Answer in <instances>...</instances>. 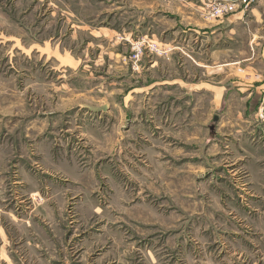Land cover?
<instances>
[{
  "label": "rangeland",
  "instance_id": "1",
  "mask_svg": "<svg viewBox=\"0 0 264 264\" xmlns=\"http://www.w3.org/2000/svg\"><path fill=\"white\" fill-rule=\"evenodd\" d=\"M257 7L0 0V264H264L263 99L227 144L174 82L204 28Z\"/></svg>",
  "mask_w": 264,
  "mask_h": 264
},
{
  "label": "crops",
  "instance_id": "2",
  "mask_svg": "<svg viewBox=\"0 0 264 264\" xmlns=\"http://www.w3.org/2000/svg\"><path fill=\"white\" fill-rule=\"evenodd\" d=\"M202 32H208L209 41L206 35L201 44L203 48L197 50L204 56L203 62L196 61L197 66L203 69L201 74L187 69L185 78L182 76L174 82L179 86L181 81L183 94L190 101L196 97L201 101H215L217 110L221 112L218 116V140L229 144L232 139L244 137L260 127L256 109L264 98V10L252 9L245 18L240 14L228 15ZM192 50L195 54V47ZM208 68H215L213 74ZM185 112L190 121L187 119L180 136L189 144L195 140V122L198 121L194 103ZM200 113L204 124L205 113Z\"/></svg>",
  "mask_w": 264,
  "mask_h": 264
},
{
  "label": "built area",
  "instance_id": "3",
  "mask_svg": "<svg viewBox=\"0 0 264 264\" xmlns=\"http://www.w3.org/2000/svg\"><path fill=\"white\" fill-rule=\"evenodd\" d=\"M235 10V5L232 1H226L224 3H219L217 4L214 8H213V14L216 17H220L223 14H227L230 12H233ZM259 119H261V121L264 120V98L259 106L258 109V113H257Z\"/></svg>",
  "mask_w": 264,
  "mask_h": 264
}]
</instances>
